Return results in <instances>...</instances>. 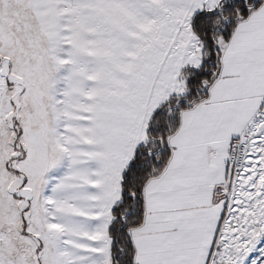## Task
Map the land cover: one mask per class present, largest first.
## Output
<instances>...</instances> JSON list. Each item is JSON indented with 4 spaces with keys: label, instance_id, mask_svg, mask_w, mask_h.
<instances>
[{
    "label": "snow or ice",
    "instance_id": "1",
    "mask_svg": "<svg viewBox=\"0 0 264 264\" xmlns=\"http://www.w3.org/2000/svg\"><path fill=\"white\" fill-rule=\"evenodd\" d=\"M0 264H264V0H0Z\"/></svg>",
    "mask_w": 264,
    "mask_h": 264
}]
</instances>
